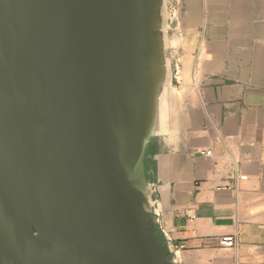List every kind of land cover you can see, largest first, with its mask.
Masks as SVG:
<instances>
[{"label": "water", "instance_id": "obj_1", "mask_svg": "<svg viewBox=\"0 0 264 264\" xmlns=\"http://www.w3.org/2000/svg\"><path fill=\"white\" fill-rule=\"evenodd\" d=\"M155 6L0 0V264H173L141 195Z\"/></svg>", "mask_w": 264, "mask_h": 264}, {"label": "crops", "instance_id": "obj_2", "mask_svg": "<svg viewBox=\"0 0 264 264\" xmlns=\"http://www.w3.org/2000/svg\"><path fill=\"white\" fill-rule=\"evenodd\" d=\"M218 30L156 58L141 195L173 264H264V46Z\"/></svg>", "mask_w": 264, "mask_h": 264}, {"label": "rangeland", "instance_id": "obj_3", "mask_svg": "<svg viewBox=\"0 0 264 264\" xmlns=\"http://www.w3.org/2000/svg\"><path fill=\"white\" fill-rule=\"evenodd\" d=\"M155 2L152 33H155L158 44L156 54L160 57L165 51L172 53L174 74L178 62L176 54L173 53L179 54L189 43L184 33H217L213 32V29L218 30L214 13L222 17V22L219 21L221 24L219 33H235L236 41L239 40L244 46H251L255 51L264 46V0H155ZM232 6L233 21L235 20L233 25L228 15ZM191 10L194 12V22L188 24L186 15ZM248 29L251 33H247Z\"/></svg>", "mask_w": 264, "mask_h": 264}, {"label": "built area", "instance_id": "obj_4", "mask_svg": "<svg viewBox=\"0 0 264 264\" xmlns=\"http://www.w3.org/2000/svg\"><path fill=\"white\" fill-rule=\"evenodd\" d=\"M204 154L209 155L210 152H204ZM219 245L225 247H232L234 245V238L233 237H223L219 240Z\"/></svg>", "mask_w": 264, "mask_h": 264}]
</instances>
